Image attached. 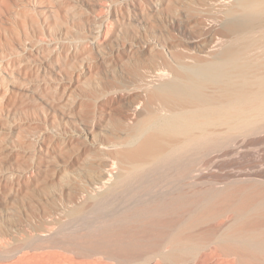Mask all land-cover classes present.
Listing matches in <instances>:
<instances>
[{
    "label": "bare ground",
    "instance_id": "bare-ground-1",
    "mask_svg": "<svg viewBox=\"0 0 264 264\" xmlns=\"http://www.w3.org/2000/svg\"><path fill=\"white\" fill-rule=\"evenodd\" d=\"M8 1L0 240L15 245L0 261L30 249L46 264H264V175L195 188L205 160L264 134V0H85L72 35ZM73 81L86 88L67 107ZM155 178L163 190L141 193ZM129 181L123 206L96 207ZM85 211L89 223L65 225ZM22 224L32 231L17 238Z\"/></svg>",
    "mask_w": 264,
    "mask_h": 264
},
{
    "label": "rangeland",
    "instance_id": "rangeland-1",
    "mask_svg": "<svg viewBox=\"0 0 264 264\" xmlns=\"http://www.w3.org/2000/svg\"><path fill=\"white\" fill-rule=\"evenodd\" d=\"M6 1H8V0H6ZM26 1H29L31 4L34 3L33 5H36V9L35 10H36V12H39V14H40V11L45 10V8H46V13L47 14H45V15H46V18H48L47 25L53 26L52 25V20L54 19V17H57L59 22H60V24H61L62 32L63 33H68V35H72V33H73L72 31H75V29L79 28L78 25H79L80 22H78V21H80L81 19L80 20L79 19L75 20V19L81 17V15H80L79 12L77 13V10L80 11V9H78V8H81L84 11V9L86 8L85 2L87 3V1H85V0H77V1L76 0H34V1L33 0H26ZM91 1L92 0H88V2H91ZM94 1L95 2H100V4L103 3L102 5H106L109 2L108 0H94ZM8 2L13 5L12 0L11 1L9 0ZM35 3H38V4H35ZM71 4H72V7L70 6ZM48 6H50V7H48ZM62 6H63V8H62ZM59 7H61V8H59ZM67 7H69L70 9L67 8ZM49 8L51 9V11H53V14H51L52 12L51 13L48 12L50 10ZM103 11L104 10L102 9L99 12L101 13ZM73 12L74 13L76 12V13L74 14ZM99 12L97 13V15L98 14L100 15ZM133 17H135V16L133 15ZM58 20H57V22H58ZM70 56H71V59H69V61L73 60L72 58H75L77 55L76 54H71ZM77 63H78V60H77ZM108 63H110V61ZM70 64H73V66L71 68H67V69L65 68L66 72H68L69 74H71V72H72L71 75H73L74 78L76 77L77 80L81 81V79H83V77L80 74H78L77 70H75V68L77 66H75V64L72 61L70 62ZM111 64H113L112 61H111ZM82 86H83L82 83L81 84L80 83L76 84V81H73V83L68 86L67 90H65V94L63 95V101H64V103L67 104V107H68V102H70L72 104L73 100L76 99L78 97V95L81 94L82 89L86 88L85 86H83V87ZM81 102L83 103L84 99L81 100ZM85 102H86V100H85ZM75 103H76V101H75ZM76 104H78V103H76ZM250 138H248L246 140V142H245V143H247V141H249V143H247V145H242V146H244V149L242 147L239 150L240 152H237V154H235L234 156L223 157V158H220L219 161H216V162L211 161V159L205 160L204 162H205L206 166H204V170L199 175L201 176L200 177L201 179H204L205 181H206V179L208 180L207 184L206 183H204V184L202 183L199 186L197 185L195 188H197V189L200 188L199 190H202V189L204 190L207 187L216 189L215 188L216 185L214 184L215 185V187H214V185L211 184L212 180H213V182L214 181L215 182L216 181H220L224 177L232 176V175L239 174V173H241V174H248V173L253 174V173H255V174L264 175V142L261 143L262 140L264 139V134L263 135L261 134L259 136H254L253 138L250 137ZM2 160H3V158H2ZM155 180L156 181L153 184H151L150 187H148V189L146 188L147 192L145 190V191H143L141 193H144V192L145 193H149V191L151 190L149 194L154 195L157 192L162 191L163 190L162 189L163 188L162 185H160L161 187H159V185H155V184H162V181L157 180V178H155ZM263 182H264V179H262V183H260V184L264 185ZM241 183H247V182H244V181L238 182V184H241ZM211 185H212V187H211ZM132 191H133L132 183L129 181L128 183L122 184V186L120 187V191H118L114 195H112V196L108 197L107 199H105L104 203L103 202H98L97 205L96 204L95 205H96L97 208L101 207L100 209H106V210L119 208V207L123 206V204H124V198L122 199V197L124 195H130L132 193ZM105 202H107V203H105ZM94 206H93V208H94ZM106 206L108 207V209L106 208ZM85 212L82 213L81 215H78V216L74 217V219L71 220L72 222L69 221V219L64 220L65 225L66 226H70V223L81 224L82 222H84L82 224H85L86 221H87L86 223H89L91 217L88 216V211H85ZM85 219H86V221H85ZM34 220L37 221L36 218H33V223H34ZM23 226H21L19 228L20 230L17 232L18 234H16L17 238H21V237L24 238L26 235H28L32 231L30 228H27V226H24V228H23ZM12 227H11V230H13V233H14L15 230ZM14 235L15 234H13V236ZM5 238L1 239L2 241L4 239L3 242L0 240L1 241L0 244H3V247L6 248V249H13L12 247L15 245L13 240L11 238L9 239V237H7L6 240H5ZM7 239H9V240L7 241ZM44 252H45V250L23 249L22 251L18 252L17 255H15L14 257L12 256L9 259H5V260L0 261V264H9V263L10 264H27V263L28 264H38V263L39 264H42V263L46 264V262H45L46 258L44 260V257L46 256V252L45 253ZM27 255L28 256H32V259L30 257H28ZM40 255L41 256L43 255V256L41 257ZM26 256H27L28 259L26 258ZM14 258H16V259H14ZM24 258L27 259V260H25ZM23 259L25 260L26 263L24 262ZM42 260H43V262H42ZM228 262H229V264H233V262L228 261V260H226V261L222 260V262L218 261L216 264H228ZM56 263L57 262H55L54 264H56ZM58 264H60V262ZM62 264H66V263H62Z\"/></svg>",
    "mask_w": 264,
    "mask_h": 264
}]
</instances>
